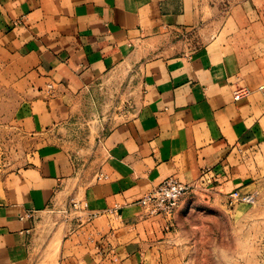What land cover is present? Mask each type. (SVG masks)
Segmentation results:
<instances>
[{
	"label": "crops",
	"instance_id": "obj_1",
	"mask_svg": "<svg viewBox=\"0 0 264 264\" xmlns=\"http://www.w3.org/2000/svg\"><path fill=\"white\" fill-rule=\"evenodd\" d=\"M241 85L252 92L235 101ZM262 85L264 0H1L0 99L17 102L18 144L45 147L0 179V264L32 262L37 219L63 197L90 218L117 205L119 225L84 223L60 264H160L188 206L153 219L137 200L206 168L248 187Z\"/></svg>",
	"mask_w": 264,
	"mask_h": 264
},
{
	"label": "rangeland",
	"instance_id": "obj_2",
	"mask_svg": "<svg viewBox=\"0 0 264 264\" xmlns=\"http://www.w3.org/2000/svg\"><path fill=\"white\" fill-rule=\"evenodd\" d=\"M214 1H218L219 10L227 12L236 0ZM8 95L6 93L5 97ZM16 104L12 99H0V179L30 166L38 148L45 147L44 144H34L33 136L29 135L26 138L21 136V144H18V134L9 125L12 121L10 112ZM241 157L253 177L248 187L226 190L225 183L234 178L226 176L221 168L218 171L206 168L199 178L188 182L192 187L180 200L173 215L182 204L188 208L180 211L178 224L169 228L164 261L160 264H264V150H249L241 153ZM252 189L259 191L253 204L233 202L229 197L233 190L245 192ZM61 202L63 209L60 211L52 208L38 217L30 264H60L63 255L70 253L64 247L70 237L79 231L78 236L83 238L81 228L84 223L97 220L100 225L108 222L119 225L116 215L102 213L90 218V215H84L78 202L70 205L66 197ZM143 209L151 217L146 208ZM159 218L168 217L153 216V219Z\"/></svg>",
	"mask_w": 264,
	"mask_h": 264
},
{
	"label": "built area",
	"instance_id": "obj_3",
	"mask_svg": "<svg viewBox=\"0 0 264 264\" xmlns=\"http://www.w3.org/2000/svg\"><path fill=\"white\" fill-rule=\"evenodd\" d=\"M1 4V0H0ZM51 87V85H50ZM264 93V85L258 88ZM251 90L245 86H237L232 90L233 99L235 101L241 100L251 94ZM108 176L102 172L96 175L97 180H105ZM191 183H185L175 177H167L158 184L152 186L145 191L137 200V202L146 208L147 213L151 217L164 216L170 217L176 210L178 203L184 198L186 193L191 189ZM259 196V191L256 189L241 192L240 190H233L230 192L229 197L233 202H243L253 204ZM119 206L107 210L104 213L117 214Z\"/></svg>",
	"mask_w": 264,
	"mask_h": 264
}]
</instances>
